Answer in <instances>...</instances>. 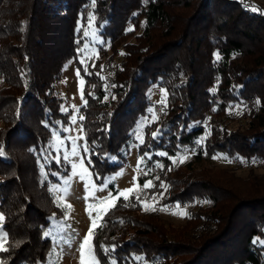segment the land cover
<instances>
[{"label": "trees", "instance_id": "1", "mask_svg": "<svg viewBox=\"0 0 264 264\" xmlns=\"http://www.w3.org/2000/svg\"><path fill=\"white\" fill-rule=\"evenodd\" d=\"M90 24L106 50L88 63L90 75L75 68L85 80L77 109L84 162L96 183L124 164L149 87L166 94L137 147L162 166L148 176L155 187L143 189L147 177H139L129 200L120 198L99 220L93 244L100 264H264V175L241 178L199 159L264 160V13L243 0H0V223L8 248L0 260L51 258L45 233L64 210L48 184L68 166L53 160L47 144L69 115L60 112L53 84ZM240 102L244 122L229 128L227 109ZM205 120L208 136L196 146L202 130L193 125ZM156 130L162 135L154 139ZM185 147L196 150L195 160L176 167L155 154ZM137 195L197 207L174 226L156 210L144 212Z\"/></svg>", "mask_w": 264, "mask_h": 264}, {"label": "rangeland", "instance_id": "2", "mask_svg": "<svg viewBox=\"0 0 264 264\" xmlns=\"http://www.w3.org/2000/svg\"><path fill=\"white\" fill-rule=\"evenodd\" d=\"M243 1L247 2L252 9L259 8L264 13V0ZM126 29L129 30L130 25H127ZM85 33H87V36H85ZM85 33V41L78 50L76 59L69 60L64 64L59 80L53 84V89L59 98L60 112L68 113L69 115L67 117V126L57 123V129H51V139L47 144V152L48 154L49 151L52 152L54 161L56 156L63 157L67 153L68 159L66 161L62 160L68 166V173L64 177L58 175V182L48 184L49 193L53 197L54 202L63 208L64 213L56 219L50 218L49 220L46 233H50L47 237L51 245V258L45 264H81L79 246L92 226L89 213L92 214V217H96L102 207L97 198L107 197L110 191L115 195L117 191L136 189L139 177H147L143 181L144 184L150 180L148 176L151 175V172L160 168L157 166L160 165L159 162L152 159L151 154L148 153V156H143V162H141L142 156L137 154V147L141 144L138 136L143 138L144 126L154 122L158 117L159 110L164 106L161 101L162 99L165 101L166 94L156 85L150 86L146 92L148 106L145 115L139 118L135 124L131 134V142L128 143L127 149L122 150L125 160L122 167L116 173L104 177L100 183L94 181L86 167L84 162L86 151L77 114V109L83 104L81 99L83 84L80 83V77L76 74L75 64L78 63L80 67L84 68V64L80 63L81 59H84L87 64L98 60V50H106L107 43L102 41L98 31L91 24ZM85 44L88 45L87 48L84 47ZM62 108L66 111H62ZM246 108V105L241 102L228 107L229 128H236L244 122V120H241V116ZM73 116L76 117L75 123L71 122ZM153 117L156 119L153 120ZM66 127L70 128L71 131H64ZM193 127L201 128L202 130V134L194 142L196 146H202L204 139L208 136V120L197 123ZM57 137L60 139H57ZM73 138H76L75 145L72 144ZM73 147L76 148V156L71 155ZM57 148L60 149L59 152L56 151ZM159 153L161 152H156L155 154L161 156ZM196 155L194 148L185 147L172 156L164 155L161 157H166L170 164L176 167L188 161H194ZM170 157L177 158L175 163ZM46 158L47 156L44 159L46 160ZM114 159L110 158L109 160L112 162ZM199 159L201 160L200 164H204L206 167L231 169L236 176L241 178H246L249 175H264V160L260 159L253 158L249 161L241 159L231 160L220 154L209 157L200 154ZM73 163L76 164L75 170L72 168ZM73 171H75L76 175H73ZM81 175H83V179H81ZM93 186L95 188L103 186L104 191L94 190ZM142 201L148 205V210H145L141 203V208L144 212H150L154 207L164 224L174 226L183 224L186 218L183 214L187 213V210H195L197 207V202L187 205L179 203L158 205V195L149 196ZM93 205L95 207H92ZM96 223L97 225L99 224V219H97ZM84 259L86 261L92 259L87 251Z\"/></svg>", "mask_w": 264, "mask_h": 264}, {"label": "snow or ice", "instance_id": "3", "mask_svg": "<svg viewBox=\"0 0 264 264\" xmlns=\"http://www.w3.org/2000/svg\"><path fill=\"white\" fill-rule=\"evenodd\" d=\"M93 2H95V0H93ZM85 36H87V33H85ZM84 47L87 48L88 45L85 44ZM217 59H219V54H217ZM80 63L84 64V68H83L84 74L85 75H90L91 73L89 71V66H88L87 63H85L84 59H81ZM92 67H95V65H92ZM80 73H81V69L78 68L76 70V74H77L78 77H80V83L84 84L85 80H84L83 77L80 76ZM81 98H82V100L84 99L83 93L81 94ZM84 103L86 104L87 101L85 100ZM161 103L163 104V103H165V101L162 99ZM61 110L62 111H66L63 108ZM80 119L83 120L84 117L81 116ZM155 119L156 118L153 117V120H155ZM71 122L72 123L76 122V117L75 116H73L71 118ZM64 131H71V129L66 127V128H64ZM81 131H82V129H81ZM159 135H162V133L159 130H156V131H154L152 133V136H153L154 139L157 136H159ZM57 139H60V138L57 137ZM138 139H140L141 143H144L142 137L138 136ZM75 140H76V138L72 139V144L73 145H75ZM56 151L59 152L60 149L57 148ZM85 151H87V148H85ZM4 154L5 153H4L3 148L0 147V156H3ZM76 154H77L76 148L73 147L71 149V155L72 156H76ZM159 155L164 156V155H166V153H159ZM144 156H148V153H145ZM213 158L215 159V157H213ZM54 159H55L56 163H60L62 159L66 161L68 159V155H67V153H65L63 157L58 155ZM143 159H144V157L142 156L141 157V162H143ZM170 159H173V162L175 163L177 158L176 157H170ZM181 162H183V161L181 160ZM157 166L162 167L161 165H157ZM72 168H73V170H75V168H76V164L75 163L72 164ZM53 175H55V173H53ZM73 175H76L75 171H73ZM83 178H84L83 175H81V179H83ZM142 187H143V189H150V188H154L155 185L153 184V182L151 180H148V181H146L143 184ZM93 188H94V190H97V191H104V187L103 186H101L99 188H95V186H93ZM134 191H135L134 188L133 189H127V190H124V191H117L115 195H113V193L110 191L108 193L107 197L97 198L99 200V204L102 207H101L100 212L97 213L96 217H92V214L89 213L90 219L92 220V226L89 228L88 232L86 233L83 241L81 242V244L79 246L81 264H100V262L96 258V255H95V252H94L95 245L93 244V238H94L93 228L102 227L103 226L102 223L100 225H97V223H96L97 219L103 221V217L105 215H108L109 211L111 209H114L117 206L116 205V201H119L121 197H123V199L125 201L129 200L130 196L133 194ZM136 199H137V201H140L139 195H137ZM140 202L143 204L145 210H148V205L146 203H144L143 201H140ZM204 203H210V202L209 201H204ZM125 206H127V204H125ZM92 207H95V205H93ZM151 210L155 211L156 209L153 207ZM183 215L187 216V213H184ZM4 219H5L4 215L2 213H0V222H3ZM45 235L46 236L50 235V233H45ZM6 240H7V232L3 230L2 223H0V253H4V252L8 251V248L5 246ZM255 242L256 241H254V243ZM262 243H264V242H262ZM113 248H114V246H113ZM86 251H87L88 255L92 257V259L90 261H86L84 259ZM105 251H107V249H105ZM0 264H3L2 260H0Z\"/></svg>", "mask_w": 264, "mask_h": 264}]
</instances>
